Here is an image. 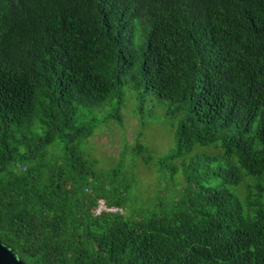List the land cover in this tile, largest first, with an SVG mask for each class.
Segmentation results:
<instances>
[{
	"label": "trees",
	"instance_id": "16d2710c",
	"mask_svg": "<svg viewBox=\"0 0 264 264\" xmlns=\"http://www.w3.org/2000/svg\"><path fill=\"white\" fill-rule=\"evenodd\" d=\"M125 81L168 101L171 157L215 145L155 211L81 150ZM263 182L264 0H0V239L28 264H264Z\"/></svg>",
	"mask_w": 264,
	"mask_h": 264
},
{
	"label": "rangeland",
	"instance_id": "374dc122",
	"mask_svg": "<svg viewBox=\"0 0 264 264\" xmlns=\"http://www.w3.org/2000/svg\"><path fill=\"white\" fill-rule=\"evenodd\" d=\"M122 91L123 121L110 116L116 108L115 100L96 106L86 116L95 118V127L92 135L82 140L81 150L101 172L122 169L125 183L133 188L128 208L155 211L162 208L161 200L179 198L185 184L183 168L196 161L198 153L210 154L215 145L197 146L176 159L171 157L178 119L169 114L168 101L152 93L142 96L126 81ZM139 142L148 148L147 153L137 151Z\"/></svg>",
	"mask_w": 264,
	"mask_h": 264
},
{
	"label": "water",
	"instance_id": "95a60500",
	"mask_svg": "<svg viewBox=\"0 0 264 264\" xmlns=\"http://www.w3.org/2000/svg\"><path fill=\"white\" fill-rule=\"evenodd\" d=\"M0 264H28L18 253L0 239Z\"/></svg>",
	"mask_w": 264,
	"mask_h": 264
},
{
	"label": "built area",
	"instance_id": "2783aa9c",
	"mask_svg": "<svg viewBox=\"0 0 264 264\" xmlns=\"http://www.w3.org/2000/svg\"><path fill=\"white\" fill-rule=\"evenodd\" d=\"M104 210L117 211L118 209L115 208V207H113V208L108 207L106 205L105 201L102 200V201H100L99 206L97 208V213L99 214V213H101Z\"/></svg>",
	"mask_w": 264,
	"mask_h": 264
},
{
	"label": "clouds",
	"instance_id": "9594fccd",
	"mask_svg": "<svg viewBox=\"0 0 264 264\" xmlns=\"http://www.w3.org/2000/svg\"><path fill=\"white\" fill-rule=\"evenodd\" d=\"M102 201V200H101ZM104 201V200H103ZM106 203V202H105ZM107 205V204H106ZM108 206V205H107ZM109 207V206H108ZM110 208H113V207H110ZM116 208V207H115ZM118 209V208H117ZM107 211V210H106ZM97 212V211H96Z\"/></svg>",
	"mask_w": 264,
	"mask_h": 264
}]
</instances>
